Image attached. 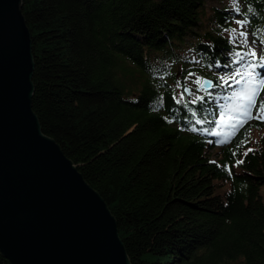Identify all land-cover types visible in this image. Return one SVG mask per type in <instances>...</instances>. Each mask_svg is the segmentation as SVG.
I'll list each match as a JSON object with an SVG mask.
<instances>
[{
	"label": "trees",
	"instance_id": "16d2710c",
	"mask_svg": "<svg viewBox=\"0 0 264 264\" xmlns=\"http://www.w3.org/2000/svg\"><path fill=\"white\" fill-rule=\"evenodd\" d=\"M238 2L21 0L32 111L105 202L130 264H264V120L212 136L227 89L211 74L233 64L224 32L235 18L264 39V0ZM192 72L214 87L190 99Z\"/></svg>",
	"mask_w": 264,
	"mask_h": 264
},
{
	"label": "water",
	"instance_id": "95a60500",
	"mask_svg": "<svg viewBox=\"0 0 264 264\" xmlns=\"http://www.w3.org/2000/svg\"><path fill=\"white\" fill-rule=\"evenodd\" d=\"M33 71L21 0H0L1 255L9 264H130L103 199L42 133ZM213 86L203 79L196 91Z\"/></svg>",
	"mask_w": 264,
	"mask_h": 264
},
{
	"label": "rangeland",
	"instance_id": "374dc122",
	"mask_svg": "<svg viewBox=\"0 0 264 264\" xmlns=\"http://www.w3.org/2000/svg\"><path fill=\"white\" fill-rule=\"evenodd\" d=\"M237 5H239L238 0H206L205 12L208 14L209 11H211V9H213V8L220 9L223 7H227L228 9L234 10V8L237 7ZM237 21H241V20L234 18L230 22L231 27L229 29H227L223 35L225 38L228 39L229 43L234 48V51H232L228 55L230 58V61H231V59L233 60V64L230 65V71L226 72V73H221V74H218L216 72L211 74L213 76H216L219 83L227 89V92L225 95H219V96L216 95L215 99L213 100L215 102V104L217 105L218 110H219L218 117H219V123L221 125L220 126L221 135L212 134V136L215 137L214 142L219 146L221 144H223L224 142H228L230 136L234 133V130H235V129H232L231 127L226 126V125L232 123V112H229L228 109H229V107H232L233 105L237 104V101L231 99V94H232V92L238 91L241 88L245 87L243 80H241L240 84H235V82L232 80H229L228 83L225 84L220 78L222 76L227 77V76L233 74L237 68H240L241 71H244L243 65H244V63H246V61H241L240 63L234 62V61L239 59L236 55L237 52L245 53V52H249L250 50L255 51L256 57H248V59H251L252 61H254L257 57L264 56V39L260 42V44L252 42L247 27L244 26L243 24H238ZM233 29L235 31H233ZM241 32L245 33V36L242 37L240 35ZM262 68H264V67H262ZM184 76H186L184 78V81H183L184 86L191 89L190 99L199 97V94L207 93V92H204L203 90L200 92H197L196 90L199 87V85L201 84L202 79H209V78L204 77V78L199 80L200 83H197V80L199 77V74L197 72H192V73H189L188 75H184ZM261 78L262 77H257V80L261 79ZM237 79H241V78L237 77ZM259 93H260V91H259ZM209 94H213V93L210 92ZM258 95H257V97H258ZM257 97H256V99H257ZM260 99L262 100V102H264V94L261 96ZM255 106H256V104H255ZM255 106L251 109V113H252L253 117L256 116L257 110H258ZM236 110H238V109L233 108V112ZM222 111L225 112V116H224L223 120H221V116H220ZM255 120H257V119H250V120H248V122L255 121ZM229 133H230V135H229ZM261 134L262 133H255L254 136L256 139H259ZM221 141H223V142H221ZM210 154L212 155L213 158H217L219 152L217 150H211Z\"/></svg>",
	"mask_w": 264,
	"mask_h": 264
},
{
	"label": "snow or ice",
	"instance_id": "6c2138e0",
	"mask_svg": "<svg viewBox=\"0 0 264 264\" xmlns=\"http://www.w3.org/2000/svg\"><path fill=\"white\" fill-rule=\"evenodd\" d=\"M237 23L242 24L243 22L237 21ZM233 31L235 30L233 29ZM240 35L243 37L245 36V33L241 32ZM236 55L239 59L234 62L240 63L241 61H246V63H244L243 65L244 71H241L240 68H237L233 74L227 77L222 76L220 78L225 84H227L229 80L234 81L235 84H240L241 80H243L245 85V87L241 88L238 91H234L231 94V99L237 101V104L229 107L228 111L232 112V123L226 126L231 127L232 129L241 127L243 123H246L250 119L264 120V102L260 104L255 117H253L251 113V109L256 104V97L259 94V91L261 89H264V78L257 80V77L261 74L255 71L257 68L264 67V56L257 57L256 62H253L251 59H248V57H256L255 51L250 50L249 52L245 53L237 52ZM237 77H240L241 79H237ZM197 83H200V81L197 80ZM209 87H211L210 83ZM185 91H187V89H185ZM233 108H236L238 110L233 112ZM220 116L221 120H223L225 112L222 111ZM197 123H199V121H197ZM220 126L221 125L219 121H217V127ZM213 134L221 135V133L218 132H215ZM249 151H251V149H249ZM246 154L247 153H245V155ZM237 163H241V161H238Z\"/></svg>",
	"mask_w": 264,
	"mask_h": 264
}]
</instances>
